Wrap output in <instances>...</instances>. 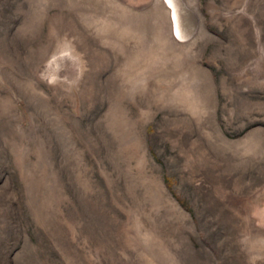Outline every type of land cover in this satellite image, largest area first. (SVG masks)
<instances>
[{"label":"rangeland","instance_id":"rangeland-1","mask_svg":"<svg viewBox=\"0 0 264 264\" xmlns=\"http://www.w3.org/2000/svg\"><path fill=\"white\" fill-rule=\"evenodd\" d=\"M176 2L0 0V264H264V0Z\"/></svg>","mask_w":264,"mask_h":264},{"label":"bare ground","instance_id":"bare-ground-1","mask_svg":"<svg viewBox=\"0 0 264 264\" xmlns=\"http://www.w3.org/2000/svg\"><path fill=\"white\" fill-rule=\"evenodd\" d=\"M166 3L168 4L169 8L171 9V13H172V17L174 19V21L176 22V31L179 34V36L183 35V31L184 29V24H178L177 23V19H178V13H180L178 11V4L176 2V0H165Z\"/></svg>","mask_w":264,"mask_h":264},{"label":"trees","instance_id":"trees-1","mask_svg":"<svg viewBox=\"0 0 264 264\" xmlns=\"http://www.w3.org/2000/svg\"><path fill=\"white\" fill-rule=\"evenodd\" d=\"M164 179H165V177H164ZM168 187L170 188V190H172L171 187H170V185H169V183H168ZM179 201H180V203H181L184 207H186V208H188V209H191L190 206H189V204H188L184 199L179 198Z\"/></svg>","mask_w":264,"mask_h":264}]
</instances>
